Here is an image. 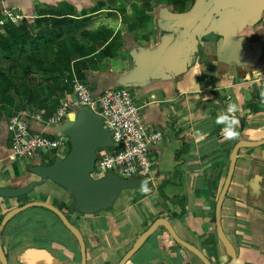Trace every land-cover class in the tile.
I'll return each instance as SVG.
<instances>
[{
  "label": "crops",
  "instance_id": "1",
  "mask_svg": "<svg viewBox=\"0 0 264 264\" xmlns=\"http://www.w3.org/2000/svg\"><path fill=\"white\" fill-rule=\"evenodd\" d=\"M3 6L31 20L57 13L88 19L76 37L91 60L84 80L93 96L131 88L144 123L163 139L150 148L151 174L136 177L148 193L125 190L108 210L85 215L47 181L29 195L0 197V224L30 202L52 204L83 236L87 264H119L155 221L167 219L213 264H227L231 256L217 232L219 196L237 144L264 140V88L257 81L264 73V0H6ZM104 37L105 46L119 38L107 56L100 55ZM230 103L239 107L236 140L224 139V125L216 123ZM9 119L0 114V187L21 188L38 179L30 169L47 166V159L10 157ZM31 125L33 132L44 128ZM220 218L236 264H264V145L239 150ZM1 242L8 264H82L76 238L45 208L14 217ZM185 251L161 227L127 264H202Z\"/></svg>",
  "mask_w": 264,
  "mask_h": 264
},
{
  "label": "water",
  "instance_id": "2",
  "mask_svg": "<svg viewBox=\"0 0 264 264\" xmlns=\"http://www.w3.org/2000/svg\"><path fill=\"white\" fill-rule=\"evenodd\" d=\"M55 135L65 136L69 139L71 149L67 156L64 158L56 156L51 165L31 167L30 171L38 179L21 188L0 187L1 198H20L29 195L47 181H52L61 186L71 196L74 207L78 212L91 215L111 208L123 191L137 189L146 184V181L140 178L128 180L121 178L113 172H108L101 178H95V167L99 150L114 148L116 144L112 139L111 132L105 127L103 118L96 115L89 107L84 106L75 110L69 118L57 127ZM262 145H264V140L257 142L242 141L237 144L231 157V165L227 179L219 196L216 209L217 232L221 243L231 256L227 264H236L238 254L235 246L223 230L220 218L221 206L232 181L239 150L243 147H258ZM29 208H45L54 213L66 229L76 238L81 251L82 264H87L85 241L77 227L70 222L67 215L59 208L52 204L38 201L30 202L11 210L1 221V264H8L1 242L3 231L14 217ZM161 227L168 231L169 235L179 246L198 258L202 264H213L203 251L183 240L167 219H158L155 221L138 238L132 249L119 264H127L142 248L145 242Z\"/></svg>",
  "mask_w": 264,
  "mask_h": 264
},
{
  "label": "built area",
  "instance_id": "3",
  "mask_svg": "<svg viewBox=\"0 0 264 264\" xmlns=\"http://www.w3.org/2000/svg\"><path fill=\"white\" fill-rule=\"evenodd\" d=\"M0 2L4 4L6 0ZM26 18L23 12L15 8L3 6L0 9V26L10 23L18 25ZM257 81L264 88V73ZM71 85L72 93L66 95L53 115L23 109L10 117V157L46 159L58 156L59 152L66 154L71 149L69 139L48 135L45 129L58 127L72 112L86 106L103 118L116 144L114 148L99 150L95 177L101 178L108 172L128 180L150 175L153 168L150 148L163 139V134L158 129L146 126L131 88L110 89L94 97L89 83L80 80L74 73ZM33 120L42 123L44 128L33 132Z\"/></svg>",
  "mask_w": 264,
  "mask_h": 264
},
{
  "label": "trees",
  "instance_id": "4",
  "mask_svg": "<svg viewBox=\"0 0 264 264\" xmlns=\"http://www.w3.org/2000/svg\"><path fill=\"white\" fill-rule=\"evenodd\" d=\"M53 15L0 26V114L8 118L23 109L53 115L72 93L73 73L85 79L91 60L76 33L88 19L75 20L66 16L73 15L68 13ZM83 33L90 34L88 29ZM105 41L106 37L102 39V56L119 46L117 37L106 46ZM46 159L51 165L55 157Z\"/></svg>",
  "mask_w": 264,
  "mask_h": 264
},
{
  "label": "clouds",
  "instance_id": "5",
  "mask_svg": "<svg viewBox=\"0 0 264 264\" xmlns=\"http://www.w3.org/2000/svg\"><path fill=\"white\" fill-rule=\"evenodd\" d=\"M264 97V92L261 93ZM239 111V107L235 103H230L227 106V113L217 117L216 123L224 125L222 129V135L226 140H236L239 139L240 133L236 130L240 124L239 118L236 116V113ZM200 135V133H197ZM142 192L148 193L149 189L146 184L142 185Z\"/></svg>",
  "mask_w": 264,
  "mask_h": 264
},
{
  "label": "rangeland",
  "instance_id": "6",
  "mask_svg": "<svg viewBox=\"0 0 264 264\" xmlns=\"http://www.w3.org/2000/svg\"><path fill=\"white\" fill-rule=\"evenodd\" d=\"M67 152L69 153V151H66V154H64V153H62V152H59V153H58V156H61V157L64 158V157L67 156V154H68ZM46 164H47V163H46Z\"/></svg>",
  "mask_w": 264,
  "mask_h": 264
}]
</instances>
